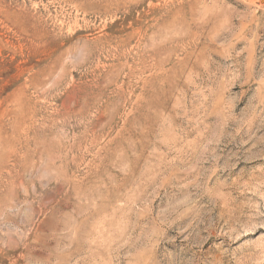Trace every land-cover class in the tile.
Returning <instances> with one entry per match:
<instances>
[{
  "label": "rangeland",
  "instance_id": "obj_1",
  "mask_svg": "<svg viewBox=\"0 0 264 264\" xmlns=\"http://www.w3.org/2000/svg\"><path fill=\"white\" fill-rule=\"evenodd\" d=\"M0 264H264V0H0Z\"/></svg>",
  "mask_w": 264,
  "mask_h": 264
}]
</instances>
